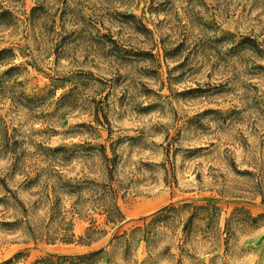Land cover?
<instances>
[{
  "label": "rangeland",
  "instance_id": "1",
  "mask_svg": "<svg viewBox=\"0 0 264 264\" xmlns=\"http://www.w3.org/2000/svg\"><path fill=\"white\" fill-rule=\"evenodd\" d=\"M0 13V264H264V0Z\"/></svg>",
  "mask_w": 264,
  "mask_h": 264
},
{
  "label": "trees",
  "instance_id": "2",
  "mask_svg": "<svg viewBox=\"0 0 264 264\" xmlns=\"http://www.w3.org/2000/svg\"><path fill=\"white\" fill-rule=\"evenodd\" d=\"M3 13H0V15ZM60 185L63 187L65 186V183H60ZM54 198H52V202L49 205V211H50V220L51 222H54L56 224L57 227L64 229L63 225H66L68 223L65 222V216L64 214H62V212L59 210L58 207H56L57 202H58V196H56V194H54L53 196ZM104 211L107 214V217L109 220L111 221H115L118 218L121 217L120 212L118 211L117 208L114 207H105ZM70 239V237H64L65 241H68Z\"/></svg>",
  "mask_w": 264,
  "mask_h": 264
}]
</instances>
